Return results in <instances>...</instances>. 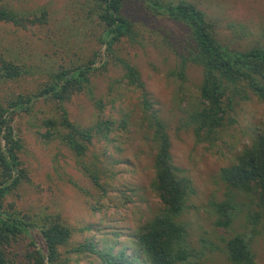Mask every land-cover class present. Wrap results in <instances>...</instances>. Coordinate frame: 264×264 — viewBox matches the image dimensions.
Instances as JSON below:
<instances>
[{
	"label": "rangeland",
	"instance_id": "374dc122",
	"mask_svg": "<svg viewBox=\"0 0 264 264\" xmlns=\"http://www.w3.org/2000/svg\"><path fill=\"white\" fill-rule=\"evenodd\" d=\"M186 1L196 4L217 24L223 43L238 50L264 47V0ZM144 4L143 0L127 2L125 12L136 22L141 36L138 43L124 44L120 54L140 70L149 98L167 126L174 163L193 182L195 194L189 198L182 220L190 227L192 243L206 250L200 264H227L224 239L245 229L248 212L256 206L238 195L239 213L233 228L227 230L215 225L214 204L227 195L223 169L234 164L264 127V103L250 93L248 100L236 105L235 123L225 128L216 143H198L186 123L200 103L202 69L190 65L182 79L179 60L164 41L167 32L182 39L189 29L167 17L152 18ZM0 5L17 11L44 7L50 12L47 25L31 30L0 25V60L11 59L26 72L15 80H0V102L37 92L61 66L95 59L99 71L92 83L94 98L89 93L75 96L67 104L70 118L83 128L100 120L115 122V131L108 137L96 136L87 155L79 158L61 141L45 139L43 120L55 117L57 106L50 100L35 99L32 109L14 117L27 179L6 203L14 202L25 213L60 214L74 230L73 244L86 240H94L100 247L128 243L138 226L162 207L151 188L155 148L143 122L140 92L126 84L121 67L112 65L100 41L97 17L89 15L93 0H0ZM123 121L127 122L125 128L120 126ZM83 164L99 168L102 188L95 186ZM253 247L257 264H264V238H257ZM27 249L25 240L15 246L13 264H28ZM72 257L71 264H99L95 257Z\"/></svg>",
	"mask_w": 264,
	"mask_h": 264
},
{
	"label": "trees",
	"instance_id": "16d2710c",
	"mask_svg": "<svg viewBox=\"0 0 264 264\" xmlns=\"http://www.w3.org/2000/svg\"><path fill=\"white\" fill-rule=\"evenodd\" d=\"M93 2L89 15L97 17L106 55L112 65L122 68L126 84L140 92L143 122L155 148L151 188L162 207L155 217L138 226L128 243L100 247L94 240L73 244L74 230L58 213H25L14 202L6 203L8 196L27 179L20 160L23 146L15 133L14 117L18 112L32 109L35 99L50 100L57 106V115L43 120L45 139L61 141L79 158L87 155L96 136L108 137L115 131V122L102 120L93 127L83 128L71 120L67 108L77 95L89 93L94 98L92 83L99 71L96 60L61 66L37 92L0 102V139L4 142L3 145L0 141V264H13L12 251L22 240L27 241L28 264H71L72 255L95 257L99 264H200L206 250L196 248L190 227L182 220L189 198L195 194L193 182L174 163L167 126L149 98L140 70L120 54L126 43H138L141 36L136 22L125 12L128 0ZM143 3L152 18L167 17L189 29L182 39L167 32L164 41L179 60L182 79L186 78L190 65L202 69L200 103L190 113L186 125L193 130L198 143H216L225 128L235 123V109L240 101L248 100L253 93L264 103V47L238 50L223 43L217 24L192 2L143 0ZM49 22L50 12L44 7L17 11L0 5V25L31 30ZM102 69H107V61ZM24 72L11 59L0 60V80H15ZM126 125V121L120 123L123 128ZM83 168L95 186L102 188L99 168L86 164ZM221 176L228 189L225 200L214 204L217 227L233 228L239 213L238 195L248 197L256 206L248 212L245 229L224 239L227 264H257L254 242L264 238V127L251 145L237 155L234 164L223 169Z\"/></svg>",
	"mask_w": 264,
	"mask_h": 264
}]
</instances>
